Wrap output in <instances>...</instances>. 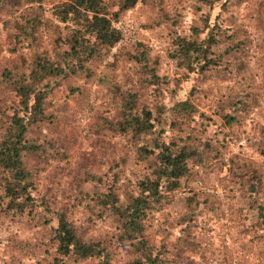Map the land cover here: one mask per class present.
Listing matches in <instances>:
<instances>
[{
  "label": "rangeland",
  "instance_id": "1",
  "mask_svg": "<svg viewBox=\"0 0 264 264\" xmlns=\"http://www.w3.org/2000/svg\"><path fill=\"white\" fill-rule=\"evenodd\" d=\"M103 1L113 3V10L118 0ZM58 2L19 0L10 11L0 5V64L19 54L25 68L33 53L54 57L55 49L66 48L62 39L72 24L55 18L52 10ZM231 11L233 20L213 30L216 41L209 47L222 57L212 59L214 63L202 72L190 69L177 41L200 44L207 34L203 18L207 8L196 0H138L118 15L132 31V40L98 48L82 63V70L52 80L45 98L52 123L37 129L43 152L24 158L35 183L32 217L3 210L0 192V264H51L54 257L62 258L63 264H92V258L76 261L56 254L49 224L54 223L50 215L57 212L64 213L77 236L104 245L110 252L109 264H130L135 258L132 247L117 239L115 219L99 213L89 195L107 187L124 201L150 175L136 148H149L154 134L131 139L113 127L123 112L141 108L158 115L164 137L194 150L187 159L189 172L169 193L170 203L146 216L144 239L174 243L176 219L194 195L198 208L188 224L200 241L185 252H211L209 264H264V221L255 206L248 205L254 199L264 213V0H237ZM33 14L42 21L33 31L35 40L15 45L12 22L25 24ZM137 41L141 46L136 48L145 50L159 80L130 57L131 44ZM233 42L238 43L236 48H228ZM184 98L193 105L194 117L199 114L193 122L180 121L169 110ZM14 105L13 92L0 84V110L8 112ZM186 134L188 139L181 138ZM90 152L91 163L82 164L81 156ZM79 168L80 178L91 173L99 180L95 190L88 182L80 188L67 181ZM250 184L258 188L255 195L248 191Z\"/></svg>",
  "mask_w": 264,
  "mask_h": 264
},
{
  "label": "trees",
  "instance_id": "2",
  "mask_svg": "<svg viewBox=\"0 0 264 264\" xmlns=\"http://www.w3.org/2000/svg\"><path fill=\"white\" fill-rule=\"evenodd\" d=\"M137 1L118 0L114 5L116 8L110 10L113 3H105L103 0H60L52 11L59 22L72 24L62 39L66 48L55 49L54 57L46 52L33 53L32 60L25 68L19 63L23 61L19 54L8 63L0 64V84L8 87L15 99V105L11 106V110L8 112L0 110V168L4 172L0 175V192L4 200L3 210L25 212L32 217L35 208L32 191L35 183L31 177V170L25 166L24 158L38 156L43 152L40 142L44 141L39 138L37 129L42 123L48 126L52 123L53 115L46 112L48 105L45 100L50 93L52 80L77 73L82 70V63L93 56L98 48H109L117 43L119 32L112 27L110 21L118 19L121 11L129 10ZM196 1L207 8V14L203 15L207 34L200 40V44L194 40L183 39L177 41V46L191 66L190 69L202 72L214 63L212 59L219 60L222 57V54H213L209 51L210 44L216 41L213 30L218 29L220 23L230 24V19L233 20L231 7L237 4V0ZM18 2L19 0H0V5L10 11L11 6ZM197 8L199 9L198 6ZM213 14L215 18H212ZM24 23L12 22L16 29L12 38L15 45L18 44L20 47L35 40L33 31L42 24V21L33 14L27 17ZM131 45L134 47V53L130 57L139 64L142 71L151 73L152 77L159 80L155 74V66L150 64L145 50L136 48L141 46V42L137 41ZM237 45V42H233L228 48H236ZM8 50L12 51L13 46ZM174 54L178 53L175 51ZM72 89L69 88L71 91ZM169 110L173 115H177L180 121L193 122L199 116L197 113L198 115L194 117L193 105L186 98L174 101ZM229 119H232V116H229ZM113 127L118 133L129 135L131 139L138 138L140 134H154L149 148L146 146L136 148L142 153L143 160L147 162L150 170V175L138 183V192L129 195L124 201H118L113 190L107 187L97 188L99 180L94 179L93 174L88 173L87 176L80 178L82 173L80 168L72 171L67 181L80 188L84 182L91 183L93 190L97 188L89 198L98 206L99 213L104 212L115 219L117 239L128 242L135 253V258L130 264H209L207 261L212 255L211 252H185L194 250V244L200 241L191 230V224L190 227L188 224V220L193 218L198 208L194 195L188 198L191 200L184 205L183 211L176 219L178 233L174 243L165 244V241L148 243L142 234L146 216L172 200L169 193L180 186V179L189 172L187 159L193 155L194 150L189 149L185 143H178V140L171 136L164 137L166 131L162 121L156 113L146 108L123 112L121 120L115 122ZM181 138L188 139L189 134ZM93 158L92 152L81 156L82 164L91 163ZM257 189L253 184L248 185L250 194L255 195ZM39 204L42 205V201ZM248 205L255 206L257 216L264 221L263 208L258 202L253 199L248 201ZM50 219L54 221L49 227L56 254L64 258L72 257L76 261L92 258L94 260L92 264H109L108 249L97 240L85 241L77 236L64 213H52ZM189 254L196 258L192 260ZM61 259L54 257L51 264H63Z\"/></svg>",
  "mask_w": 264,
  "mask_h": 264
},
{
  "label": "built area",
  "instance_id": "3",
  "mask_svg": "<svg viewBox=\"0 0 264 264\" xmlns=\"http://www.w3.org/2000/svg\"><path fill=\"white\" fill-rule=\"evenodd\" d=\"M111 25L114 29L119 32V39L117 43H125L133 39L132 31L127 28V24L125 22L118 20H111Z\"/></svg>",
  "mask_w": 264,
  "mask_h": 264
}]
</instances>
